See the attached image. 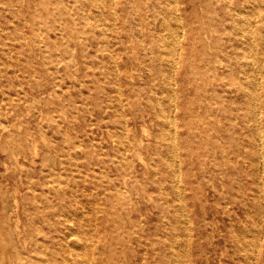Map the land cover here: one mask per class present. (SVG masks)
Segmentation results:
<instances>
[{
    "label": "bare ground",
    "instance_id": "obj_1",
    "mask_svg": "<svg viewBox=\"0 0 264 264\" xmlns=\"http://www.w3.org/2000/svg\"><path fill=\"white\" fill-rule=\"evenodd\" d=\"M10 16L0 79L22 72L0 81V116L58 111L68 162L98 181L80 197L52 168L20 175V196L3 181L0 264H264V0H0Z\"/></svg>",
    "mask_w": 264,
    "mask_h": 264
},
{
    "label": "rangeland",
    "instance_id": "obj_2",
    "mask_svg": "<svg viewBox=\"0 0 264 264\" xmlns=\"http://www.w3.org/2000/svg\"><path fill=\"white\" fill-rule=\"evenodd\" d=\"M17 18L15 16H10L5 19L0 20V30L9 36L12 35L15 31ZM10 41V40H9ZM13 43L14 40L11 39ZM3 50H5V47H2ZM7 50V49H6ZM33 56V55H32ZM34 58V57H33ZM8 69V76H5L0 79L3 83H5L7 77L10 79H16L18 77V73L22 72L20 68L13 69L11 67L6 66ZM67 69V68H66ZM75 68L72 67L71 71H73ZM83 74V70H80L77 72L76 77L81 78ZM63 83L68 82L70 88L72 83L78 84L79 81L76 80L71 81L69 79H66L65 74L63 75ZM26 90L29 92L28 95H30L29 100L31 99V94L33 90L31 87L25 86ZM84 89V87H83ZM12 93H14V90H11ZM42 91V92H41ZM56 90L51 87V84L47 81H43V86L40 91L34 92V94L38 95V98L41 100V102L45 101H52L54 102V97ZM42 93V94H41ZM72 94L75 99H79V94L77 92H74L72 90ZM1 96V94H0ZM47 96V97H46ZM53 98V99H52ZM8 100V99H7ZM6 101V100H5ZM9 102V100H8ZM0 103L4 105L3 100L0 99ZM101 113L96 108L91 107L90 112L88 113L87 117H89V121L92 125H95L97 120L98 114ZM75 113L70 112V115L73 117V124L74 126L78 127L81 125L82 122L75 119ZM32 112H20V111H13L9 116H0L2 119L7 120V127L8 129H1L0 130V184L6 180L7 184V190L9 193L14 192V190H17V195L25 194L27 191L25 188V185L23 183H19L18 179L20 175H22V179L24 183H26V176L27 174L29 176H52L51 173L48 174L49 169H53L57 171L61 176H70L74 178V180H70V183L78 182L79 186L74 190L73 194L76 195V197L81 196V189L88 188V191H91L94 193L96 191V183L98 181L97 173L94 174V170H88V173H83L82 170H84V165L79 164L78 167H76V164L73 162L69 163L67 160L68 150L70 146L74 142H76L77 137H73L69 140L70 143H67V135L72 133L73 135H76V132L68 131L67 127L64 126L66 123L62 121L60 113L57 111L53 117L52 121L47 123V121L42 122L40 125H31L29 120L31 118ZM108 115V113H107ZM106 115V116H107ZM11 120V121H10ZM11 122V123H10ZM10 123V124H9ZM9 135V137H7ZM63 136V139L61 137ZM34 143L37 145V154H34ZM20 145V153L15 156L11 154L12 148L15 145ZM53 144V145H52ZM51 145V147L49 146ZM55 145V146H54ZM21 149L25 151L24 153H21ZM55 151V165L52 164V161L50 160L49 153L52 151ZM17 159V161H16ZM34 160V161H33ZM5 162L10 166L9 173L6 175H2V171L5 167ZM96 166V165H95ZM98 167V165H97ZM44 168L46 173L40 172ZM82 169V170H81ZM81 170V171H80ZM31 172V173H30ZM82 176H85L82 177ZM75 184V183H74ZM42 186H38V189H41ZM73 198V197H72ZM70 201L72 199L70 198ZM76 206L69 202V205L67 206V210L73 212L77 209ZM24 217H22L20 224L23 226L25 224ZM52 220H47L44 223L36 221L37 226H42L45 224V227H48L51 225ZM52 228V225L51 227ZM215 264V263H214Z\"/></svg>",
    "mask_w": 264,
    "mask_h": 264
}]
</instances>
